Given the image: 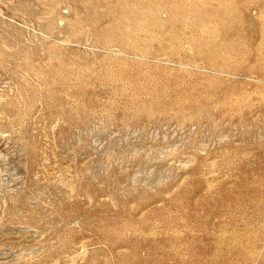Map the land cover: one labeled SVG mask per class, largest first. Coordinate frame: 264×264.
I'll return each mask as SVG.
<instances>
[{"label": "rangeland", "instance_id": "rangeland-1", "mask_svg": "<svg viewBox=\"0 0 264 264\" xmlns=\"http://www.w3.org/2000/svg\"><path fill=\"white\" fill-rule=\"evenodd\" d=\"M0 264H264V0H0Z\"/></svg>", "mask_w": 264, "mask_h": 264}]
</instances>
